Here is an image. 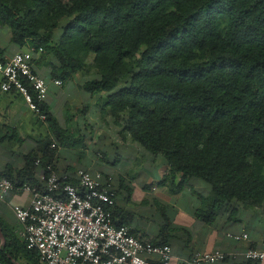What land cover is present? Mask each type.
<instances>
[{
    "label": "trees",
    "instance_id": "trees-1",
    "mask_svg": "<svg viewBox=\"0 0 264 264\" xmlns=\"http://www.w3.org/2000/svg\"><path fill=\"white\" fill-rule=\"evenodd\" d=\"M0 26L18 46L35 49L41 77L37 62L48 57L62 84L90 58L95 74L83 90L103 112L129 113L122 139L168 167L156 185L180 192L197 178L210 187L208 195L197 193L199 220L212 225L230 212L236 221L239 206L264 211V0H0ZM46 100L38 104L50 134L24 168L0 172L15 189L43 191L48 165L76 183L78 167L61 170L57 160L63 148L85 150L87 138L63 127ZM121 187L132 191L121 177L116 198ZM111 211L116 226H128L115 223L116 205ZM0 228V264H41L17 229L1 219ZM161 235L152 244L170 245Z\"/></svg>",
    "mask_w": 264,
    "mask_h": 264
},
{
    "label": "crops",
    "instance_id": "crops-1",
    "mask_svg": "<svg viewBox=\"0 0 264 264\" xmlns=\"http://www.w3.org/2000/svg\"><path fill=\"white\" fill-rule=\"evenodd\" d=\"M25 48L13 41L10 28L0 26V51L5 56H12ZM52 63V58L48 57L38 61L36 68L48 81L49 92L46 102L63 127L78 130L84 134L88 143L85 150L61 149L57 160L58 168L66 170L69 167H78L90 171H103L115 177L117 186L120 184V178L124 177L125 185L130 186L132 191L128 193L121 187L116 203L115 223L128 222L133 234L149 243L159 239L163 234L173 249L171 264H188L195 251L220 249L228 253H241L251 246L264 249V211L239 206L236 221L229 220L230 212L219 215L212 225L199 220L196 211L201 206V200L197 193L208 195L210 187L208 186L209 189L205 187L197 178H190L188 187L180 192H172L169 185L157 186L156 183L160 181L166 168L162 158L156 160L138 143L129 139L121 138L118 140L119 143H112L113 133H108L99 123L95 125L98 111L96 98L90 95L86 97L82 88L83 82L78 81L76 75L70 82L56 85L54 81L57 79L51 76ZM2 80L0 72V84ZM70 85L75 88L76 96H71L68 90ZM86 104H89L90 108L83 114L82 109ZM49 134L46 119H41L30 109L21 93L17 91L5 93L0 90V172L8 166L13 167L14 174L24 168L28 153L35 150L41 138ZM79 152L88 154V158L83 161L78 155ZM139 157L141 160L147 158L150 165L157 166L158 174L149 175L148 170L143 168L139 174L141 167L139 166L135 176L128 177L125 162L131 160L128 162V167H131ZM153 184L154 186L149 188ZM137 189L139 195L133 197ZM29 202L30 194L27 192L20 189L10 191L0 199V219L10 228L18 229L20 224L14 206L27 207ZM167 223L169 227L162 233ZM228 232L238 234L246 232L250 240L236 242L227 237ZM2 244L4 242L0 235V245ZM216 264H264V261L249 263L243 257L236 260L229 257Z\"/></svg>",
    "mask_w": 264,
    "mask_h": 264
},
{
    "label": "built area",
    "instance_id": "built-area-1",
    "mask_svg": "<svg viewBox=\"0 0 264 264\" xmlns=\"http://www.w3.org/2000/svg\"><path fill=\"white\" fill-rule=\"evenodd\" d=\"M42 49L39 50V52ZM34 48L18 51L12 56L0 52V72L3 80L0 90L21 93L41 119H46L39 102L48 97L46 80L33 70ZM62 85L61 80L54 81ZM40 160L36 161L39 164ZM41 180L46 186L20 187L30 194L27 207L14 206L20 227L17 233L29 250L39 253L41 264H171L173 249L168 244L155 245L131 233L127 225L116 226L111 209L116 205L114 179L101 171L78 168L76 183L69 173H59L47 166ZM15 185L9 178L0 176V199ZM236 242L250 240L249 234L227 233ZM247 261H264V249L247 248L228 253L220 249L196 251L188 264H216L227 258Z\"/></svg>",
    "mask_w": 264,
    "mask_h": 264
},
{
    "label": "rangeland",
    "instance_id": "rangeland-1",
    "mask_svg": "<svg viewBox=\"0 0 264 264\" xmlns=\"http://www.w3.org/2000/svg\"><path fill=\"white\" fill-rule=\"evenodd\" d=\"M85 62H86V67L83 70H81L80 72H78V74H76V79L80 82L85 81L87 78L93 77L95 74V71L91 70V62H92L91 59L86 58ZM74 89L75 88L72 85H70L68 87L69 92H71V96H76L75 95L76 91ZM84 93H85L86 97L89 96V94L87 95V92L84 91ZM96 107H97L98 111H97V116H96L97 122H95V125H97L96 123H99L100 127L102 126L104 128V130L108 131V133H113V136H112L113 141L111 140L112 143L113 142L115 144L119 143L118 140L122 138L121 135L119 134V131H121V129L124 127V124H126V119L129 118V116H130L129 113L126 111V112H121L119 116H113L111 113H106L105 111L103 112L102 110H100V106L96 105ZM117 135H118V137H117ZM108 145L112 146L113 144H108ZM78 155L82 158L83 161H85L86 158H88V154L85 155L83 152H82V154H81V152H79ZM155 158L157 160V158L160 159L161 157H155ZM128 162H131V160H127L125 162V164L127 163L126 170H128L127 171L128 177H130V178H133L135 176V174H136L135 172H138L139 166H141L139 174H141V172H142L141 168L148 170L149 175H151L150 173H152L153 175L158 174L159 168H157V166L150 165L147 158L144 160H141V158L139 157L138 160H136L131 165V167H128ZM122 166H123V164H122ZM167 168L168 167L166 166L163 173L167 170ZM149 170H150V172H149ZM202 183L205 185V187H207L209 189V187L206 183H204V182H202ZM133 194H135L133 197H136L137 195H139V190L138 189L135 190ZM252 209L255 211L256 210L257 211H263L262 208H252Z\"/></svg>",
    "mask_w": 264,
    "mask_h": 264
},
{
    "label": "water",
    "instance_id": "water-1",
    "mask_svg": "<svg viewBox=\"0 0 264 264\" xmlns=\"http://www.w3.org/2000/svg\"><path fill=\"white\" fill-rule=\"evenodd\" d=\"M0 235H1L2 241L4 242V236H3V234L0 233Z\"/></svg>",
    "mask_w": 264,
    "mask_h": 264
}]
</instances>
